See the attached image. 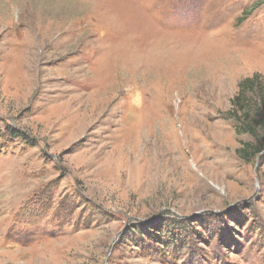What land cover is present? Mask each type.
Returning <instances> with one entry per match:
<instances>
[{
	"label": "rangeland",
	"instance_id": "1",
	"mask_svg": "<svg viewBox=\"0 0 264 264\" xmlns=\"http://www.w3.org/2000/svg\"><path fill=\"white\" fill-rule=\"evenodd\" d=\"M255 72L264 0H0V264H264Z\"/></svg>",
	"mask_w": 264,
	"mask_h": 264
},
{
	"label": "trees",
	"instance_id": "2",
	"mask_svg": "<svg viewBox=\"0 0 264 264\" xmlns=\"http://www.w3.org/2000/svg\"><path fill=\"white\" fill-rule=\"evenodd\" d=\"M237 130L254 138L264 137V80L259 72L242 78L238 89L231 99V109ZM262 144L244 142L239 155L250 158L262 151Z\"/></svg>",
	"mask_w": 264,
	"mask_h": 264
}]
</instances>
